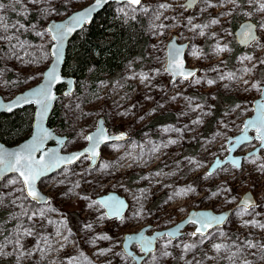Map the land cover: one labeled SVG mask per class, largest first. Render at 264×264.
Masks as SVG:
<instances>
[{
  "label": "rangeland",
  "instance_id": "374dc122",
  "mask_svg": "<svg viewBox=\"0 0 264 264\" xmlns=\"http://www.w3.org/2000/svg\"><path fill=\"white\" fill-rule=\"evenodd\" d=\"M91 1L68 0L64 5L63 0H55V8L60 14L53 13L48 16L37 13V7H45L44 4H28L25 16H18L11 11L7 15L12 22L20 21L26 28L36 24V30L44 31L49 20L63 19ZM4 2L7 3V0ZM143 2L146 5H156L164 0ZM167 2L173 5L172 9L164 12L160 21H155L157 25H168L167 28L158 29L163 35L152 32L147 16L136 14L137 18L145 21L144 36L147 44L144 56L133 55L122 68L118 80L110 82V78L104 73L100 75L99 80H94L95 74L90 75L79 83L76 82L75 91L70 95L63 94L65 85L60 86L56 106L64 120L63 126L55 129V132L69 139L62 152L68 153L83 148L86 145L85 137L94 130L99 118L104 119L110 134H115L121 139L102 147L96 165L91 167L90 160L85 156L76 164L64 167L38 183V187L50 196L49 204L45 207L55 209L48 213L49 219L66 221L67 229L74 233L69 237L72 243L61 251L49 253L41 264H62V261L66 264L65 258L69 255L76 258L75 264H108L109 260L111 264H136L122 251L124 234L148 228L145 236H149L155 231L171 229L185 220L191 210H212L219 213L232 209L220 230L229 233L232 238L239 236L240 240L248 238L264 243V231L240 227L243 219L253 217L245 215L241 219L236 214L240 209L236 205L246 192L253 195L258 205L256 211L264 213V173L256 170L257 165L244 159L259 146L258 141L240 146L233 153L235 157L243 156L241 172L226 163L218 168L212 177L203 179L218 158L224 160L228 157L230 150L227 141L241 133L242 123L253 115V103L261 92L253 89L251 85L256 83L264 86V66L249 74L240 71L245 65L251 67L247 61L241 64V57L254 55L264 58V49L255 45L241 47L235 37V31L241 23L247 20L254 22L256 17L253 16L251 20L243 15L221 18L219 25L205 29L206 33L217 34L213 40L210 35L194 36L184 25L187 17H195V24L208 23L223 11L222 8H210L197 15L198 8L203 7V4L185 10L181 5H186L187 0ZM122 7L125 6L114 5L118 16H124L120 12ZM172 17L177 19L173 20ZM225 30L231 35L226 34ZM173 36L177 37L178 43H188L184 56L185 69L198 70L191 82L182 78L172 82L171 75L165 70L166 43ZM20 39L28 41L29 45L20 50L22 59L13 56L11 59L5 57L0 61V69L5 70L0 77V95L6 100L39 83L41 73L50 63L48 35L41 38L35 31L29 30L25 31ZM217 42L226 44L231 51L216 55L214 46ZM261 43L264 44V39ZM0 47L7 51L6 44ZM25 52L28 54H24ZM45 52L48 54L40 63H28ZM193 52L197 55L194 56ZM229 73H235L236 78L231 81L220 79L222 75L227 76ZM142 75H147L150 79L142 82L139 78ZM129 76L136 78L129 79ZM195 79H200L201 83L196 84ZM209 79L216 82L208 85L206 81ZM245 81L248 83L245 84ZM246 88L248 90H245ZM173 97L176 99L173 100ZM197 105L202 107L197 108ZM159 117H162L161 120H156ZM197 118L202 123L193 124L192 121ZM154 121L156 123H153ZM251 135H254L253 131ZM173 140L176 143L170 144L169 141ZM17 143L18 141L14 144ZM256 156L259 157L258 164L264 163V149L259 150ZM191 160L199 162L200 166L190 163ZM105 164L110 167L105 169ZM156 172L161 175L156 176ZM13 176L7 177L6 180ZM76 184L79 186L74 187ZM189 188L194 191H186ZM3 190L7 192L10 189ZM109 192H115L127 200L129 206L123 214V220L115 217L99 220L98 217L105 215L104 208L98 205L87 207L97 201L98 197ZM213 192H219V195L213 196ZM6 217L7 213L0 210V220H6ZM255 218L264 222V215ZM13 224L14 222L6 223L5 227L11 229ZM86 224H91L92 229L88 230ZM194 229V226L189 225L181 230L180 239L190 242L189 234ZM48 230L54 233L56 226L50 225ZM61 230L68 234L66 229ZM250 233L252 235H249ZM105 234L112 239H97L95 244L85 240L86 236L95 238ZM221 240L230 242L226 238ZM26 243L31 246L33 240L28 238ZM162 243L164 240L158 241L155 251L141 264H153L151 256L157 254L159 244ZM210 243L211 241L203 245V249L207 250ZM56 247L59 248V245ZM107 248H111L107 256L96 255L101 249ZM170 250L174 255L179 254V249ZM131 251L135 255H142L137 244L131 247ZM115 253L120 255L116 256ZM202 256L203 252L197 251V259ZM191 258L192 254L189 253L184 261L168 258L164 264H186ZM38 259V256L25 258L23 264H33ZM248 259L254 261V264H264V260H257L255 255H249ZM0 263L14 264V260L12 257L0 258ZM220 264L228 262L221 260Z\"/></svg>",
  "mask_w": 264,
  "mask_h": 264
},
{
  "label": "snow or ice",
  "instance_id": "6c2138e0",
  "mask_svg": "<svg viewBox=\"0 0 264 264\" xmlns=\"http://www.w3.org/2000/svg\"><path fill=\"white\" fill-rule=\"evenodd\" d=\"M108 0H95V4L89 9L77 13L71 16L67 22L64 23H51L44 31L36 30V24H31L30 28H26L20 21L12 22L7 13L9 11L16 13L18 16H25L27 12V5L31 4L39 6L44 4L45 7H37V13L41 16H48L53 13L60 14L55 8V0H0V45H7V51L4 47H0V61L4 60L5 57L11 59L13 56L16 59H22L21 49H24L28 45V41L21 40L20 36L25 31H35V34L41 38L46 35L51 37L54 42L50 52L55 58V62L47 72L41 73L45 79V83L39 88L33 90L30 93L21 95L16 98L15 102L9 104L6 107L7 111H12L13 108L21 106L23 104L35 103L39 106L40 110V121L41 124L37 129L36 136L31 144L25 145L19 151L16 152H5L0 149V210L7 213L6 220H0V258L12 257L14 264H23L25 258H31L38 256L39 259L34 261L33 264H41L46 256L52 251H61L68 244L72 243L69 239L74 233L71 229H67L66 221H55L49 219L48 213L55 211L50 207H45L49 204V199L45 197L37 189V181L40 177L46 175L50 170H55L61 165H69L79 160L81 157L87 156L89 159L97 157V148L101 142H108L110 139H121V137H108L104 135L103 129L99 130L96 134L88 135L85 139L89 142L90 146L85 148L79 153L72 154L69 156H57L55 153L47 154L48 159L42 156L39 161L34 157V153L42 150V145L45 140L50 136V133L45 130L42 126V121L45 114L48 112L49 105L55 97L52 95V87L56 83L62 82L61 77L56 72V66L60 64L62 58V47L65 38L70 35L73 31L80 28L84 23L89 22L91 13L96 11L102 6L103 3H107ZM118 3L123 4L125 7L120 9V12L125 17L136 19L137 13H142L149 18V25L155 34L163 35V32H159L160 28H167L168 25L161 23L157 25L155 21H160L163 17L164 12L172 9L173 5L168 3L167 0L159 2L156 5H146L143 0H117ZM68 0H63V4L66 5ZM197 4H203V7L198 8L197 15L208 11V9L222 8L223 11L219 12L216 17L210 19L205 24H195L193 20L195 17H187L185 27L191 31L194 36L206 37L211 36L213 40L216 39V33H206L205 29L210 28L213 25H219L221 18L230 17L233 15H243L248 17L250 20L253 16L256 17L254 22L247 23L242 26L239 33L240 41L245 46L255 45L257 48L264 49V44L261 40L264 39V0H187L186 5L181 7L190 9ZM48 5H51L49 7ZM167 19V17H165ZM173 20L177 17H172ZM127 23V19L124 21ZM226 34L231 35V33ZM184 49L177 47L173 42L169 44L168 53V65L166 71L173 77L182 78V80L193 81L196 77L195 71H188L184 67V60L181 58ZM231 49L226 44L222 45L217 42L214 46V52L216 55L229 52ZM24 54H28L25 52ZM47 52L39 58L29 60L28 63H40L42 59L47 56ZM196 56L197 53L193 52ZM245 61L251 64V67L245 65L240 71L244 74L251 73L254 69L264 66V58L254 55H244L240 58V63L244 64ZM4 69H0V77L4 74ZM129 79L136 78L135 76H129ZM141 81L150 79L147 75L139 77ZM236 78L235 73H229L227 76H221L220 79L233 80ZM242 78V77H241ZM196 84H200V79H195ZM216 81L207 80L208 85H213ZM248 81H245L247 84ZM264 83V82H262ZM227 88L228 85H225ZM253 89L264 93V87L261 84L253 83L251 85ZM245 90H248L247 88ZM70 94V93H68ZM173 100L176 97L172 98ZM78 107V105H77ZM202 107L197 105V108ZM239 107V105H237ZM196 109H193L195 111ZM207 115V113H204ZM193 124H200L202 121L197 118L192 121ZM225 127H227L225 125ZM248 129H254L256 132L255 139L258 141L260 149H264V105L258 106V115L256 119L249 120L244 125V135L236 141V144H243L250 142V138L247 135ZM182 131V130H181ZM62 143V141H60ZM170 144H175L176 141H169ZM167 147V145H164ZM259 151V149H257ZM245 161L257 165V171L264 173V163H257L259 157L253 152L250 156L244 158ZM190 163L197 165L199 162L191 160ZM230 163L231 167L237 172L242 171V165L240 160L226 161ZM110 165L105 164L104 168H109ZM221 167V162L216 161L215 166L209 171L203 179L212 177L218 168ZM227 171V169H225ZM8 173H13L14 176L11 179L6 180ZM156 176H160V172L155 173ZM174 175V173H173ZM147 179V177H143ZM18 185V186H17ZM76 184L74 187H78ZM3 189H10L5 192ZM230 191V189H224ZM143 191V190H142ZM186 191H194L189 188ZM213 196L219 195V192H213ZM88 199L87 197H82ZM171 199V197H170ZM101 206L107 208L108 211L105 215L98 217L99 220L112 219L115 217L118 220H123L122 210L125 204L122 200H118L116 197H109L104 200H97L87 207ZM258 205L250 197L246 196L242 202L240 209L237 211V216L243 218L247 215L253 217L252 219H243L240 227L258 229L264 231V222L256 219L255 217L264 215V213L256 211ZM195 215V214H193ZM227 220L226 215H212L208 213H202L197 219L190 218L187 223L195 225V230L189 234L191 237L190 242H184L180 239L181 227L178 226L174 231L156 233L152 237H145L143 233L139 235H130L126 239L129 242H136L139 244L141 252L147 256L153 253V245L158 241L164 240V243L159 244L157 254L151 256L153 264H164L168 258H172L175 261H184L185 257L191 253L192 258L186 261V264H220L221 260H225L228 264H254V261L249 260V255H255L257 260H264V243L260 241H253L245 238L240 240L237 236L232 238L229 233L220 230V226ZM14 222L11 229L5 227L6 223ZM55 225L56 230L54 233L49 232V226ZM85 227L88 230L92 229L91 224H86ZM66 229L68 234L61 229ZM249 235H252L251 233ZM31 238L33 243L28 246L26 240ZM165 238H167L165 240ZM221 238L230 240L229 243H225ZM99 240H111L112 237L108 235H97L95 238L85 237V240L95 244V241ZM221 240V242H217ZM174 241H176L174 243ZM211 241L207 250L203 249V245ZM239 241V242H238ZM59 245V248L56 246ZM127 245H125V249ZM170 249H179V254L174 255ZM111 248L101 249L96 253L97 256H107ZM197 251H202L203 256L201 259H197ZM119 256L120 253H115ZM127 255L133 260L137 261L138 258L133 256L132 253L128 252ZM66 264H75V257L71 255L65 258ZM55 264V262H53ZM63 264V261H62ZM91 264V262H89ZM108 264H111L109 260Z\"/></svg>",
  "mask_w": 264,
  "mask_h": 264
},
{
  "label": "trees",
  "instance_id": "16d2710c",
  "mask_svg": "<svg viewBox=\"0 0 264 264\" xmlns=\"http://www.w3.org/2000/svg\"><path fill=\"white\" fill-rule=\"evenodd\" d=\"M114 5L116 4L105 6L88 27H84L69 41L63 75L72 76L79 83L94 74V80H99L104 73L110 78V82H114L120 78L122 68L133 55L144 56L147 44L144 36L145 21L137 17L133 20L118 16ZM125 19L127 23L124 22ZM46 46L48 47V43ZM60 89L59 86L58 94ZM32 115V107L2 115L0 141L7 145L21 141L30 131ZM63 120L55 104L48 125L58 129L63 126Z\"/></svg>",
  "mask_w": 264,
  "mask_h": 264
},
{
  "label": "water",
  "instance_id": "95a60500",
  "mask_svg": "<svg viewBox=\"0 0 264 264\" xmlns=\"http://www.w3.org/2000/svg\"><path fill=\"white\" fill-rule=\"evenodd\" d=\"M95 4V0H92L91 3H89L88 5L84 6L83 8L79 9V10H76V11H73L71 12L70 14H68L67 16H65L63 19H60V20H54V19H51L49 20L46 25H45V28L48 27L51 23L55 22V23H64V22H67L68 19L77 14V13H80V12H83L87 9H89L90 7H92L93 5ZM109 4H121V3H118L117 0H108L107 3H103L102 6L100 8H98L96 11L92 12L91 13V16H90V20L89 22L87 23H84L80 28H78L77 30L73 31L70 35H68L65 40H64V43H63V47H62V58H61V62L59 65L56 66V72L57 74L61 77V80L62 82L60 83H56L53 85L51 91H52V95L55 97V99L52 100L51 104L49 105V109H48V112L45 114L44 116V119L42 121V126L45 130H47L49 133H50V136L47 140L44 141L43 145L41 146L42 147V150L41 151H37L36 153H34V157L37 161H39L41 159V157L43 156L45 158V160L48 159V156L47 154H51V153H55L57 156H60V157H63V156H69V155H72V154H76V153H79L80 151H83L85 148L89 147L90 144L89 142L86 140V145L79 149V150H76V151H72V152H68V153H64L62 152V148L63 146L65 145V143L67 142L68 140V137L67 136H64V135H58L56 132H55V128L53 127H50L48 125V121H49V118L51 116V113L55 107V104H56V101L58 100V93H57V88L59 86H63L65 85V90L63 91V94L65 95H70L72 94L74 91H75V87H76V79L72 76H65L63 75L62 73V69H63V65L65 63V59H66V55H67V50H68V46H69V41L75 36L76 33L80 32L84 27H88L91 22L93 21V19L95 18L96 15H98L103 9L105 6L109 5ZM187 4V3H186ZM252 21H244L243 23H241L238 27V29L235 31V37H236V40L237 42L239 43V45L241 47H246L245 45H243L240 41V38H239V33L242 29V26L247 24V23H250ZM49 37V40H50V45H49V49H48V52H49V55H50V63L49 65L47 66V68L43 71V73L47 72L49 68H51L55 62V58L51 55V48L53 47L54 45V42L51 40V37L48 35ZM174 40V43L177 47H181L184 49L183 53H182V59L184 60V67H185V59H184V56H185V52H186V49L188 47V43H178L177 42V37L176 36H173L166 44V50H165V70L167 68V65H168V53H169V44L171 42H173ZM188 71H195L197 73V69H186ZM168 72V71H166ZM179 77H173L171 75V81L174 82L178 79ZM45 79L44 77L42 76L41 77V81L37 84H35L34 86L28 88V89H25L24 91H21L17 94H15L12 98L10 99H4L1 95H0V117L4 114H10L14 111H17V110H20V109H23L25 107H32L33 108V115H32V121H31V128H30V132L28 134V136L26 138H24L22 141L18 142L17 144H14V145H7L5 143H3L2 141H0V149H2L3 151L5 152H16V151H19L21 148H23L25 145H28V144H31L34 140V137L36 136V133H37V129L38 127L40 126L41 124V121H40V110H39V106L35 103H31V104H23L21 106H18V107H15L12 109V111H7L6 110V107L7 105L9 104H12L15 102L16 98L21 96V95H24V94H27V93H30L32 92L33 90L39 88L41 85H43L45 83ZM264 87V86H262ZM70 93V94H68ZM260 105H264V93H261L259 98H257L254 103H253V115L251 117H248L245 119L244 123H243V127H242V132L239 133L238 135H236L235 137H232L230 138L228 141H227V144H228V148L230 150V153L228 155V157H226L224 160H218L221 162V166L225 165L226 164V161H230V160H233V159H236V160H240L242 161L243 159V156L242 157H235L233 156V153L240 147V146H243V145H247V144H250L251 142L253 141H257L255 139V136H256V132L254 129H248L247 130V135L248 137L250 138V142H245L243 144H239L237 145L236 144V141L239 140L240 137H242L245 133H244V125L247 121L249 120H253V119H256L257 115H258V106ZM103 129V132H104V135L105 136H108V137H117V135L115 134H109L108 133V129L107 127L105 126V122H104V119L103 118H99L97 120V123H96V127L94 128V130H92L90 133L87 134L88 135H92V134H96L99 130ZM254 132V135H251V132ZM86 136V137H87ZM112 140H115V139H110L108 142H101L100 145L98 146L97 148V152H98V155L97 157L93 159H88L90 160L91 162V167L94 166L96 164V161L98 160V158L100 157V148L102 147L103 144H107L109 142H111ZM60 141H62V143H60ZM257 149L259 150H262L260 149V146L256 147L254 149L253 152H255L256 154L258 153ZM252 152V153H253ZM250 153V154H252ZM250 154L247 155L250 156ZM82 158V157H81ZM80 158V159H81ZM77 160L75 161L74 163L72 164H69V165H61L60 167L56 168L55 170H50L46 175L40 177L37 181V189L38 191H40L45 197H47L49 200H50V197L44 193L39 187H38V183L45 177H48L50 175H53L55 172L61 170L62 168L64 167H70L74 164H76L78 161ZM217 161V160H216ZM216 164V163H215ZM214 164V166H215ZM213 166V167H214ZM212 167V169H213ZM211 169V170H212ZM14 174L13 173H8L6 178L9 177V176H13ZM5 178V179H6ZM2 183V182H0ZM246 196H250L254 201V197L253 195L251 194V192H246L242 197H241V200L237 203L236 207H240L241 206V202L242 200L246 197ZM109 197H116L118 200H122L125 204V207L123 208L122 210V216L123 214L126 213L127 209H128V202L126 201V199L124 197H121L120 195H118L117 193L115 192H109L107 193L106 195H102L100 197H98L96 200H104V199H107ZM256 203V202H255ZM104 208V207H103ZM105 210V214L107 213L108 209L107 208H104ZM232 212V209H229V210H225V211H222V212H219V213H215L213 212L212 210H198V211H195V210H191L189 215L185 218V220L179 222L177 225H175L173 228L171 229H164V230H161V231H155L152 235H149V236H145V232L148 230V228H143L141 229L139 232H135V233H126L124 234L123 236V241H122V251L123 253H125L127 255L128 252L132 253L133 256H136L138 258L136 262V264H141L143 262V260L149 255L145 256L142 252V255H135L133 251H131V247L133 245H138V243L136 242H129L126 238L130 235H139L140 233H143L145 237H152L154 236L156 233H160V232H167V231H174L177 229L178 226H182L180 230H183L185 229L187 226L189 225H192L190 223H187V221L190 219V218H193V219H197L200 214L202 213H208V214H212V215H226L227 219L229 217V215L231 214ZM195 214V215H193ZM114 218V217H113ZM194 226L195 228V225H192ZM222 226V225H221ZM195 230V229H194ZM182 234V232H181ZM157 244V243H156ZM156 244L153 245V249L155 251V248H156ZM125 245H127V248L125 249ZM140 247V246H139ZM141 251V249H140ZM153 251V252H154ZM128 256V255H127Z\"/></svg>",
  "mask_w": 264,
  "mask_h": 264
},
{
  "label": "flooded vegetation",
  "instance_id": "af4514ba",
  "mask_svg": "<svg viewBox=\"0 0 264 264\" xmlns=\"http://www.w3.org/2000/svg\"><path fill=\"white\" fill-rule=\"evenodd\" d=\"M116 5H117V4H116ZM187 48H188V47H187ZM108 133H109V131H108ZM109 134H110V133H109ZM68 140H69V139H68ZM68 140H67V141H68ZM112 141H114V140H112ZM112 141H111V142H112ZM104 145H105V144H103L102 147H103ZM102 147H101L100 149H102ZM62 149H63V148H62ZM82 158H84V157H82ZM82 158H81V159H82ZM99 159H100V157H99L98 160L96 161V164L99 162ZM96 164H95V165H96Z\"/></svg>",
  "mask_w": 264,
  "mask_h": 264
},
{
  "label": "built area",
  "instance_id": "2783aa9c",
  "mask_svg": "<svg viewBox=\"0 0 264 264\" xmlns=\"http://www.w3.org/2000/svg\"><path fill=\"white\" fill-rule=\"evenodd\" d=\"M245 121V120H244ZM244 123V122H243ZM243 123H242V127H243ZM48 195V194H47ZM49 196V195H48ZM50 197V196H49Z\"/></svg>",
  "mask_w": 264,
  "mask_h": 264
},
{
  "label": "bare ground",
  "instance_id": "6f19581e",
  "mask_svg": "<svg viewBox=\"0 0 264 264\" xmlns=\"http://www.w3.org/2000/svg\"><path fill=\"white\" fill-rule=\"evenodd\" d=\"M127 201V200H126Z\"/></svg>",
  "mask_w": 264,
  "mask_h": 264
}]
</instances>
